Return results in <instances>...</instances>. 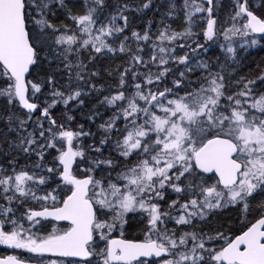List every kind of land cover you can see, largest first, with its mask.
Listing matches in <instances>:
<instances>
[{"label":"snow or ice","instance_id":"snow-or-ice-1","mask_svg":"<svg viewBox=\"0 0 264 264\" xmlns=\"http://www.w3.org/2000/svg\"><path fill=\"white\" fill-rule=\"evenodd\" d=\"M262 44L264 0H0V264H264Z\"/></svg>","mask_w":264,"mask_h":264},{"label":"trees","instance_id":"trees-1","mask_svg":"<svg viewBox=\"0 0 264 264\" xmlns=\"http://www.w3.org/2000/svg\"><path fill=\"white\" fill-rule=\"evenodd\" d=\"M224 4H225V10H227V8L229 7V0H224ZM152 15H153L152 13H148V16H152ZM137 26H140L139 22H137ZM260 48L261 50L259 52L255 53L254 56H250V57L248 55L245 56V54H243L242 51L240 50V53L238 54L240 55L239 56L240 64L238 65L240 69L239 75H245L249 73L255 74L257 65H260L261 67L264 65V50H263L264 48L259 47V49ZM121 59H122L121 57H117L116 59L109 61L108 63L110 64L111 67L114 68L117 64L121 63ZM211 59L214 60L215 58L213 57ZM221 60L223 61V59ZM104 82L114 83V81H108L107 79ZM237 215L238 213L236 212V210L229 209V210L224 211L219 217H217L216 220L213 221V223L231 222L235 224L237 223ZM129 232L131 233L133 232V230H129ZM128 238H131V235H129Z\"/></svg>","mask_w":264,"mask_h":264},{"label":"rangeland","instance_id":"rangeland-1","mask_svg":"<svg viewBox=\"0 0 264 264\" xmlns=\"http://www.w3.org/2000/svg\"><path fill=\"white\" fill-rule=\"evenodd\" d=\"M259 47H263L264 48V44L262 45H257L253 48H249L247 49L246 51L245 50H241L243 54L248 55L249 57L250 56H254L255 53L259 52L261 50V48L259 49ZM264 50V49H263ZM262 50V51H263ZM245 52V53H244ZM239 53H240V50H239ZM238 53V54H239ZM240 55H238V58H239ZM243 56V55H241ZM244 56V57H245ZM221 58V59H224V54L221 52V50L219 49V47H217L216 45H212L211 46V51L207 54V58ZM131 230V229H130Z\"/></svg>","mask_w":264,"mask_h":264},{"label":"flooded vegetation","instance_id":"flooded-vegetation-1","mask_svg":"<svg viewBox=\"0 0 264 264\" xmlns=\"http://www.w3.org/2000/svg\"><path fill=\"white\" fill-rule=\"evenodd\" d=\"M262 67H264V65ZM9 255L26 256L27 254L22 253L21 250H13L11 248H8L7 246L0 245V258H5ZM30 264H35V261H30Z\"/></svg>","mask_w":264,"mask_h":264},{"label":"water","instance_id":"water-1","mask_svg":"<svg viewBox=\"0 0 264 264\" xmlns=\"http://www.w3.org/2000/svg\"><path fill=\"white\" fill-rule=\"evenodd\" d=\"M151 259V258H150Z\"/></svg>","mask_w":264,"mask_h":264}]
</instances>
